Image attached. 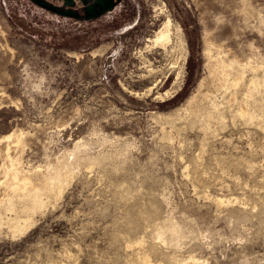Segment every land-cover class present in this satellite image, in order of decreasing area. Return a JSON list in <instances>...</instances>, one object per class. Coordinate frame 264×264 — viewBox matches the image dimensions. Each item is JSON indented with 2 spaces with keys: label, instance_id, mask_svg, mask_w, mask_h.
<instances>
[{
  "label": "rangeland",
  "instance_id": "1",
  "mask_svg": "<svg viewBox=\"0 0 264 264\" xmlns=\"http://www.w3.org/2000/svg\"><path fill=\"white\" fill-rule=\"evenodd\" d=\"M40 1L79 17L0 0V144L42 192L0 264H264V0Z\"/></svg>",
  "mask_w": 264,
  "mask_h": 264
},
{
  "label": "bare ground",
  "instance_id": "2",
  "mask_svg": "<svg viewBox=\"0 0 264 264\" xmlns=\"http://www.w3.org/2000/svg\"><path fill=\"white\" fill-rule=\"evenodd\" d=\"M167 37L168 29L159 34L156 42L164 40ZM4 38V34L0 30V48L12 51ZM4 139L7 138L5 137ZM5 146L3 147L0 144V160L2 161L0 163V226L3 227L5 224L12 231H17L18 233L26 228L27 221L30 219V214L28 215L26 211L29 209L33 211L35 206L42 204V192L40 191L39 185L21 167L22 162L20 159L12 158V155L5 151ZM41 178L46 180L44 177H40V180H42Z\"/></svg>",
  "mask_w": 264,
  "mask_h": 264
},
{
  "label": "water",
  "instance_id": "3",
  "mask_svg": "<svg viewBox=\"0 0 264 264\" xmlns=\"http://www.w3.org/2000/svg\"><path fill=\"white\" fill-rule=\"evenodd\" d=\"M33 2H35L36 4L40 5L41 7H45L51 11H55L61 15H64V16H72V17H79V14L76 13V12H72V11H68V10H62V11H59V10H56L55 8L53 7H50V6H47L45 3H43L42 1L40 0H32ZM100 2V9L98 11H94L95 9H93V7H88L86 8L84 11H85V17L86 18H97L98 16H100V14L104 13L107 9H111L113 4L115 3L114 0H110V1H106V0H99Z\"/></svg>",
  "mask_w": 264,
  "mask_h": 264
}]
</instances>
